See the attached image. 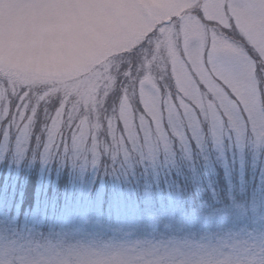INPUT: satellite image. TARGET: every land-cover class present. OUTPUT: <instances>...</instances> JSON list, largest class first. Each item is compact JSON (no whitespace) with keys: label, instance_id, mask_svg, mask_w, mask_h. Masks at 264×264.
I'll use <instances>...</instances> for the list:
<instances>
[{"label":"rangeland","instance_id":"1","mask_svg":"<svg viewBox=\"0 0 264 264\" xmlns=\"http://www.w3.org/2000/svg\"><path fill=\"white\" fill-rule=\"evenodd\" d=\"M185 5L186 0H15L0 9V70L16 82L35 84L33 90L28 87L35 93L55 97L75 91L94 72L120 63L122 58L110 59L148 40L158 25L151 48L171 34L172 26L163 22L179 16ZM11 84L8 88H18ZM8 123L0 120L1 198L15 189L19 199L26 196L19 184L25 183L21 163L27 158L29 169L38 160L43 170L55 160L60 169L67 159L73 178L50 200L39 190L30 221L19 219L17 208L14 218L4 216L12 205L0 200V264H124L155 256L168 264L201 256L264 264V142L247 135L238 140L225 128L213 136L212 124L204 121L199 141L190 133L183 141L173 135L141 141L125 154L100 132L96 157L91 141L83 149L46 154L41 114L33 122L42 126L39 140L32 143V128L25 142L15 129L5 135ZM218 166L221 183L213 180ZM248 175L258 186L247 204L241 193ZM223 185L231 192L227 208L209 209L201 199L200 207L191 209L184 195L210 192L218 202Z\"/></svg>","mask_w":264,"mask_h":264},{"label":"snow or ice","instance_id":"2","mask_svg":"<svg viewBox=\"0 0 264 264\" xmlns=\"http://www.w3.org/2000/svg\"><path fill=\"white\" fill-rule=\"evenodd\" d=\"M14 3L0 0V9ZM163 25L172 26L171 34L136 60L101 68L63 95L8 88L0 70L5 135L15 129L26 142L41 114L46 154L91 141L96 157L100 132L125 154L141 141L173 135L199 141L204 121L213 136L225 128L238 140L264 142V0H186L184 11Z\"/></svg>","mask_w":264,"mask_h":264},{"label":"trees","instance_id":"3","mask_svg":"<svg viewBox=\"0 0 264 264\" xmlns=\"http://www.w3.org/2000/svg\"><path fill=\"white\" fill-rule=\"evenodd\" d=\"M154 37H155V35H152L150 38H148V40L142 41L134 49H132L130 51L121 52V53L113 56L110 59V61H112V59H114V60L116 59V62H118V60L121 58H122L121 61H127L129 59L136 60L138 57H140L142 55V53L144 52L145 49H151L153 42L150 43L149 41L151 39H154ZM2 73L5 75V77L8 81V84H7L8 87L10 85H12L11 83H13V84H16L14 86H18V88H25L28 90V87H30V89L33 90V86H35V84L28 83V82H22L20 80H18V82H16V79H13V78L10 79V77L7 73H5V72H2ZM61 93H63V92L61 91ZM34 125H33L34 127L32 126L31 134L35 135V136L34 137L31 136V141H30L31 143H32V141L37 140L36 138L42 130V126L40 123H38V124L34 123ZM43 136L45 138V134ZM33 138H34V140H33ZM28 152H29V154H31L32 150L28 149ZM27 161H28V158L24 159L23 162L21 163V168H22L21 169V172H22L21 173V180H23V178L25 177V183L19 184V185L23 186V187H21V190L25 189L26 196L24 195L23 198L19 199L18 189H15L13 192L11 190L6 191L5 192L6 196H3L2 198L0 195V200L5 198L6 203L9 205H12L9 208L5 207L6 212H5L4 216H6L7 218H14L15 217V209L17 208L18 218L22 219L25 216H28L27 220L30 221V215L33 213V209L35 208V202H37V199H36V201L34 199H35L36 194L39 190H40V192L47 193L48 194L47 199L50 200L53 197L54 193L61 195L64 191H66L68 189L69 183H71V181H72L73 173H72L71 168L69 167L70 163L67 161V159L65 160V166L60 167V169L58 168V160H55L52 163V165L50 166V170H48V169L43 170L41 168V162L38 160L34 163L35 166L33 168L29 169L27 166ZM8 163L9 162L4 163V166L2 167L3 168L2 172L4 174H6L8 168H9ZM217 168H218V172H216L217 176L214 177L213 180L221 183L222 178H223L222 171H220V166H218ZM175 174H176L175 172H172V175H175ZM12 175H14V173ZM166 176H169V175L167 174ZM17 178H18V176H17ZM161 178H163V177H161ZM202 179L206 183L209 181L207 175H203ZM181 180H184V179H182L180 177L178 179V181H181ZM257 186H258L257 185V179L255 178L254 181H251V177H249V175H248V179H246L244 181V192L241 193L242 197H244L245 202H247V204L251 203L254 200V192H255ZM223 187H224V185L222 186V188L218 189V190H220L219 194H218V198L220 200H218V202L216 201V199L213 196H210L211 195L210 192H209V195L207 196V193H203L202 195H200L198 190L197 191L193 190V191L184 192V195L186 194V197H187L186 200L191 203V205H190L191 209H196L197 207H200L199 200H201V199H206V200H201V201H204L205 205H206L205 207H207L209 209H216L219 207L227 208L228 206L232 205V202L230 199V193L231 192H230L229 188L225 189ZM207 190H209V189H206V191ZM262 190L263 191H260V192L264 193V186H263ZM235 191L236 190H232V194ZM189 209H186V211ZM49 223L53 224V222H50V221H49ZM220 224H221V226H224L226 224V218H223L221 220ZM27 225L29 226V224H27ZM213 225L215 227V224H213ZM32 226L37 229V227H38L37 220H35L33 222Z\"/></svg>","mask_w":264,"mask_h":264},{"label":"clouds","instance_id":"4","mask_svg":"<svg viewBox=\"0 0 264 264\" xmlns=\"http://www.w3.org/2000/svg\"><path fill=\"white\" fill-rule=\"evenodd\" d=\"M114 255L120 256V253H115ZM124 264H168L164 257L155 256L143 259L140 262L134 261L132 259L124 260ZM176 264H228L227 260H209L204 256H201L197 259H183Z\"/></svg>","mask_w":264,"mask_h":264}]
</instances>
